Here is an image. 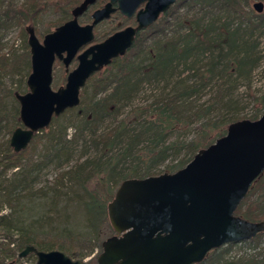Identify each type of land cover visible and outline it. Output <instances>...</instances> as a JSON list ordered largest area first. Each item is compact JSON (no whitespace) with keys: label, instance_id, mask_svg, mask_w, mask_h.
Returning a JSON list of instances; mask_svg holds the SVG:
<instances>
[{"label":"trees","instance_id":"obj_1","mask_svg":"<svg viewBox=\"0 0 264 264\" xmlns=\"http://www.w3.org/2000/svg\"><path fill=\"white\" fill-rule=\"evenodd\" d=\"M16 1L0 0V31L13 23L33 21L49 7L69 14L70 18L71 9L83 0H27L24 4ZM100 1L96 7L106 0ZM250 1L177 0L155 23L137 33L127 53L109 65L114 67L111 73L100 76L94 82L92 98L88 99V103L83 95V101L77 106L82 125L76 129L78 131L74 132L72 139L82 137L85 130L90 131L92 134L85 143L95 153L78 161L60 177L72 178L73 183L86 192L83 208L96 235L102 232L106 206L123 180L150 176L157 164L182 152L180 158L167 166L168 173L175 172L184 167L200 148L224 135L229 123L244 118L255 120L263 113L264 92L259 95L251 93L252 110L247 116H237L229 98L234 89L232 84L239 79L248 80L252 71L261 61L264 62V53L257 48V37L264 34V11L255 13ZM89 14L90 11L85 22L90 21ZM235 18L242 20L233 22ZM62 19L64 22L68 20L65 17ZM111 23L110 28L114 26ZM25 70L29 74L28 47L24 53L7 55L0 44V135L3 136L0 147L4 148V156L0 159V165H3V176L0 174V178H4L2 182L7 180L4 173L21 168L26 151L14 152L9 144L13 130L21 126V122L19 109H8L5 98L19 91L7 89L3 79L6 74H19ZM184 73L186 75L182 76ZM173 78L169 93L134 107L122 119H117L121 105L139 91L142 82L169 81ZM212 82L216 88L210 101L196 104L193 98ZM107 118L116 123L97 134L98 123ZM144 123L154 129L137 131L136 127ZM192 125L196 137L183 142L184 133L189 132ZM215 129L217 132L208 138ZM170 134L174 137L170 136L168 140ZM5 135L8 137L5 138ZM66 140L63 133L53 148L55 156L57 149L63 150ZM169 151L172 153L170 156ZM42 167L38 164L21 169L17 173L18 181L10 182L7 185L9 188H5L2 203H7L11 211L0 213V264H9L7 259L19 261V252L27 245L45 251H64L73 259H83L94 250L92 247L90 251L80 253L73 243L67 246L54 238L42 240L37 236L38 227L22 222L16 211L22 197L16 190L26 187L32 172ZM235 214L250 221L264 220V172L253 182ZM263 239L264 233H258L250 240L228 243L210 251L198 264H264V248L255 252L245 251L257 249ZM101 243L97 246L100 250ZM238 244L244 252L227 261L226 256Z\"/></svg>","mask_w":264,"mask_h":264},{"label":"water","instance_id":"obj_2","mask_svg":"<svg viewBox=\"0 0 264 264\" xmlns=\"http://www.w3.org/2000/svg\"><path fill=\"white\" fill-rule=\"evenodd\" d=\"M96 1L83 0L73 7L71 17L41 41L33 27H26L30 72L27 91L14 93L22 125L9 138L14 152L25 150L54 117L77 107L88 79L125 55L136 34L155 23L177 0H107L92 11L90 23H79V17ZM252 8L262 13L263 1L253 2ZM116 11L127 18L134 16L136 25L92 43L94 27ZM73 59L77 65L70 70ZM55 61L62 63L67 75L65 84L53 89ZM263 172L264 111L255 120L229 123L224 135L200 148L175 172L123 180L106 206L114 234L103 240L97 264H198L214 249L264 233V220L250 221L235 214ZM28 254L36 256V264H85L62 251L39 250L33 245L18 256Z\"/></svg>","mask_w":264,"mask_h":264},{"label":"rangeland","instance_id":"obj_3","mask_svg":"<svg viewBox=\"0 0 264 264\" xmlns=\"http://www.w3.org/2000/svg\"><path fill=\"white\" fill-rule=\"evenodd\" d=\"M27 0H17L18 4H24ZM97 0L96 3L90 8H96L100 3ZM254 0L250 1L252 6ZM264 3V1H263ZM93 10V9H92ZM91 10V11H92ZM90 11V12H91ZM89 12V11H88ZM88 12L81 17H79V22L85 24L86 15ZM257 13V12H255ZM163 16V15H162ZM69 18V14L55 10L49 7L46 11L39 14L33 21L26 22L25 24L13 23L0 31V44L2 46L3 53L7 55L20 54L29 46L27 44L28 33L26 27H33L35 34L41 41L43 36L52 31L55 27L60 25V22H64L62 18ZM242 19L235 18L233 22L240 21ZM62 24V23H61ZM112 23H104L96 27L95 29V40L99 41L107 35L111 30ZM258 50L264 53V34L257 37ZM84 48H82L78 53H80ZM60 61H55L53 66V80L52 88L56 89L60 85L64 84V79L66 73L64 71V66ZM76 66V59L69 65V69ZM23 67V66H22ZM20 67V68H22ZM114 67L107 66L103 68L100 72L94 74L86 82V88H82L80 91V101H83V95L86 97L85 102L88 103V99L92 98V86L94 82L100 76H106L113 70ZM30 72V71H29ZM184 73L182 76H185ZM28 72L22 71L19 74H6L3 79L4 86L12 91H19L24 93L27 91L26 79ZM175 78L169 81H156L151 80L142 82L139 91L133 95V97L121 105V109L118 114V120L126 116L134 107L142 106L148 104L154 99L165 95L171 91L172 84ZM234 89L231 90V95L229 98L233 102V108L237 116H247L252 110V98L251 93L259 95L264 92V62L261 61L260 65L252 71L249 79H239L238 82H234ZM215 84L212 82L210 85L206 86L201 92L196 95V104H202L210 101L211 96L215 93ZM84 93V94H83ZM228 98V97H227ZM6 105L8 109L12 111L19 109V103L14 98V96L8 95L5 98ZM79 107L71 108L68 111L63 112L61 115L54 117L50 123V126L45 129L39 130L29 143L28 147L25 149V156L22 159L21 168L19 170H9L4 173V177L7 179L5 182L3 177L0 178V213H10L11 208L7 203H2L3 195L5 196V188H9L7 185L12 182L16 183L18 181L17 173L21 169H27L34 165L42 164V168L39 171H33L31 178H29V183L26 187H22L16 190L19 193L21 200L19 201L18 208H16L17 213L21 216V220L25 225L34 224L38 227L37 236L42 240L57 239L58 243H64L69 246L70 243L78 250L80 253H86L94 247L93 252L83 258L86 264H97V256L101 252L97 248L99 242L101 243L106 238L114 234L110 223L108 221L107 213L106 219L103 223V228L101 234H95L93 232L90 217L85 213L83 208V203L85 201V193L82 188L73 183L72 178L64 177L61 178L60 174L65 173L66 170L70 169L74 165L81 161V159L92 155L95 150L86 144L89 140L90 131L85 130L82 132V137H76L72 139V135L78 127L82 125V116L79 115ZM230 115V114H228ZM116 121L111 118H107L104 121L98 123L97 134H100L110 128ZM22 126V125H21ZM149 125L147 123L139 124L136 129L137 131H146ZM189 132L184 133L183 142H188L194 137H196V131H192L195 127L194 125ZM133 129V127H130ZM146 128V129H144ZM134 129V130H136ZM187 130V129H186ZM217 132L215 129L211 131L208 138L213 137ZM66 134V142L63 144V150L57 149V156L53 152V148L56 142L62 138V134ZM174 137V134L168 136V140ZM8 137L5 135V138ZM3 136L0 135V141ZM169 156L172 154L168 152ZM182 152L176 157H170L156 165L152 168L151 175H158L163 172H168L167 166L174 163L178 158L181 157ZM184 155V154H183ZM182 155V156H183ZM4 156V148L0 147V159ZM2 167L0 165V174H2ZM57 179V180H56ZM238 244L230 254L226 256L227 261L238 257L244 252V248L240 247ZM264 248V239L260 243L257 249H245L247 252L259 251V249ZM64 252V251H63ZM9 264H36V256L34 254H28L23 258L19 257V261L12 262L11 259H7ZM217 264H226L224 262Z\"/></svg>","mask_w":264,"mask_h":264},{"label":"flooded vegetation","instance_id":"obj_4","mask_svg":"<svg viewBox=\"0 0 264 264\" xmlns=\"http://www.w3.org/2000/svg\"><path fill=\"white\" fill-rule=\"evenodd\" d=\"M105 2H107V0L105 1ZM105 2H103V4L105 3ZM96 3V2H95ZM94 3V4H95ZM93 4V5H94ZM103 4L101 5V6H103ZM92 5V6H93ZM91 6V7H92ZM100 6V7H101ZM90 7V8H91ZM89 8V10H87L85 13H87L88 11H91L92 9L93 10H95V9H97V8H99V7H96V8H92V9H90ZM92 10V11H93ZM92 11L90 12V14L92 13ZM84 13V14H85ZM83 14V15H84ZM90 14H89V16H90ZM160 18V17H159ZM158 18V19H159ZM92 21V19H91V17H90V21L88 22V23H90ZM108 21H110V22H113V24H114V26L111 28V30L109 31V33L107 34V35H104V37L102 38V39H100L99 41H93L92 43H97V42H101V41H103L106 37H108L109 35H111V34H113V33H115L116 31H119V30H121V29H123V28H125L126 26H129V25H131V26H135L136 25V21H135V17L133 16V17H131V18H127V17H125V16H123L119 11H116V12H114L111 16H110V18L109 19H107V20H104V21H102V22H100V23H98L95 27H94V30H93V32H94V36H95V29H96V27L97 26H99V25H101V24H104L105 22H108ZM137 35V34H136ZM136 38V37H135ZM94 40H95V38H94ZM135 40V39H134ZM91 43V44H92ZM134 43V42H133ZM90 44H88V45H86V46H84L83 48L85 49L86 47H88ZM133 45V44H132ZM83 49V50H84ZM130 49V48H129ZM128 49V50H129ZM127 50V51H128ZM127 53V52H126ZM124 56V55H123ZM119 57H122V56H118V57H116V58H114L113 60H112V62L115 60V59H117V58H119ZM111 62V63H112ZM110 63V64H111ZM109 64V65H110ZM76 65H77V60H76ZM108 65V66H109ZM107 67V66H106ZM106 67H104V68H106ZM71 70V69H70ZM101 71V70H100ZM100 71H98V72H100ZM98 72H96V73H98ZM66 73V72H65ZM95 73V74H96ZM67 75V74H66ZM94 75V74H93ZM92 75V76H93ZM91 76V77H92ZM90 77V78H91ZM65 80H66V77H65V79H64V84H65ZM63 84V85H64ZM61 86V85H60ZM103 242V241H102ZM102 244V243H101ZM102 249V248H101Z\"/></svg>","mask_w":264,"mask_h":264}]
</instances>
